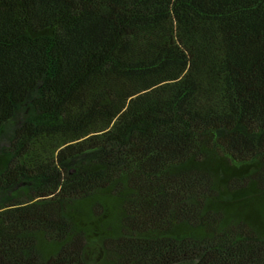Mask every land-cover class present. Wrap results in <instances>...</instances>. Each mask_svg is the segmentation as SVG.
I'll return each instance as SVG.
<instances>
[{"label": "trees", "instance_id": "trees-1", "mask_svg": "<svg viewBox=\"0 0 264 264\" xmlns=\"http://www.w3.org/2000/svg\"><path fill=\"white\" fill-rule=\"evenodd\" d=\"M0 264H264V0H0Z\"/></svg>", "mask_w": 264, "mask_h": 264}]
</instances>
